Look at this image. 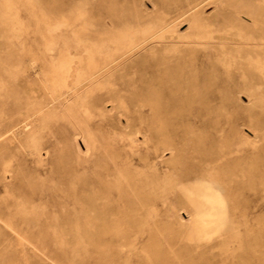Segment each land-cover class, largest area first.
I'll list each match as a JSON object with an SVG mask.
<instances>
[{"label":"rangeland","instance_id":"374dc122","mask_svg":"<svg viewBox=\"0 0 264 264\" xmlns=\"http://www.w3.org/2000/svg\"><path fill=\"white\" fill-rule=\"evenodd\" d=\"M121 15L152 22V52H96L90 66L83 25ZM258 55L264 0H0V264H264V72L248 58ZM161 69L204 95L195 121L177 125L179 105L160 116L180 131L179 155L155 153L149 138L152 87L170 85ZM125 154L138 165L122 166L133 191L115 178ZM152 165L158 196L142 184ZM103 195L105 232L92 220Z\"/></svg>","mask_w":264,"mask_h":264},{"label":"bare ground","instance_id":"6f19581e","mask_svg":"<svg viewBox=\"0 0 264 264\" xmlns=\"http://www.w3.org/2000/svg\"><path fill=\"white\" fill-rule=\"evenodd\" d=\"M45 19L47 20L45 28L47 30V33H50L55 28L52 25L49 24V22H48L49 20L47 18H45ZM103 25H95L94 23L90 24V23H87V22L83 25L84 26L83 27V33L85 35L89 36L88 40L90 41V45H89V43H86L85 39L84 40H80V42L83 45V48L85 50V54L87 56L88 63H89L90 66L95 67V64H96L95 53L96 52L97 53H103V52L106 53L108 51H112L113 50L114 53H115L114 55L117 56L118 58L123 56V55L126 56L125 58H129L131 55H133L135 53H138V52H140L142 50H146V49H148L147 51H150V53L152 52V22L141 21V20H138V19L134 20V21H129V20H125L124 16L121 15L119 20L113 21L110 18V19H107L106 22H103ZM106 25H108L107 28L105 27ZM156 29H160L161 30V26H158ZM65 32H67V31H65ZM240 35H241V33H240ZM46 36H47V34H46ZM166 40L167 39H166L165 36L160 37V41L158 43L159 45H157V47H156L157 49H159V51L164 49ZM106 42H109L110 45H106ZM96 43H97L98 47H95ZM140 44H142V46H140ZM119 51H122V53L119 54ZM76 57H78V56H76ZM248 58H249V61H253L254 60L256 62L257 68L259 69L261 74H263V72H264V61H262L261 56L258 55L255 59H253L251 57H248ZM77 64H79V63H77ZM74 65L77 67V65L75 64V62L73 60H69L68 62H66L63 65V67H62L63 71H64V74L65 75H70L73 72V66ZM31 68H29V69H31ZM80 73H82V72L77 73L76 78L74 77L77 82H80L83 79V75L80 74ZM153 74L157 75L159 77L162 76L166 83L167 82L170 83V85L168 84L167 87H165V88L162 85H160V84L157 85V86H153L152 87L153 88V93H154L155 98H156L155 99L156 106H155V108H153V116L155 117V120L152 122V128H153V126H155V128H156V132H155L156 135H155V137H153L152 135H150V137H149L150 141H152V145H153V148H154L153 151L155 153H158L159 150H160V146H162L164 148V151H168L171 154L173 152H176V154L179 155L181 153V151H178L175 148V144H176L175 138L179 137L180 131H178V129H176V128H172V129L170 128L169 129L168 128L169 127L168 123H166V121L164 119H162L160 116L162 115L163 112L164 113L167 112L169 110V108L179 105L180 107H182V108L185 107L187 109L186 110V114L178 116V118L173 120V121L175 123H177V125H181V124L191 120L190 118H192V120L195 121V119L199 116V114L201 112L195 110L192 106L193 105L194 106L195 105H199L201 103V101H203V99H204L203 96L204 95L202 94V92L200 90V86H199L198 83L197 84L196 83L195 84L194 83H189V85L187 84V81L189 80V78H188V75L185 74V72L181 73V75L177 74V75L173 76L170 72H168V69H161V70H156ZM227 74H228V76H231V73L227 72ZM191 78H197V75L191 76ZM95 80L96 79L93 78L89 82H91V84H93L95 82ZM52 85H53V87H58V85H57V83L55 81L53 82ZM59 85H60V87H63V88L66 87L67 86V77H65ZM162 99H166V101H165V103L160 104V101H162ZM132 133L135 134V135L139 134L138 132L137 133L130 132L129 134H132ZM222 156H223L222 153H220L219 155H216V157H211L209 159H206V161L207 162L209 161V164H210V163H213L214 161H216L217 159L218 160L221 159ZM133 159H134L133 155L125 154L124 158L123 157L122 158L118 157L113 162V166L116 169V177L115 178H116L117 182H119L120 188H122V186L124 185L131 191H133L132 190V186H131V182L129 181V178L127 177V172L125 171L124 167H122V166H125V168L127 170L130 169V168H132V169L136 168V166H138V165L133 163L134 162ZM172 164H173V166L174 165H180V166L183 165L182 163H179L177 161H173ZM210 170H211V168H209L207 166V168L205 170H203V172L204 171L209 172ZM172 173H173V171H170L171 175H173ZM152 174H153L152 175V180L145 181L142 184L143 185H147V184L152 185L153 191H155L153 193L154 196H158L159 192H161L159 190V189H161V187L158 188V184H157L156 188H154V186H153L156 183L155 182L156 178L158 177L157 176V172H156V170H155L153 165H152ZM244 174H246V173L244 172ZM177 175H179V174H177ZM222 175L223 174H221V177H223V178H219L218 181H217V186H218V188L220 190H222V188H223L222 186H224L225 188H229L230 187V185H229L230 180L229 179H225V175L224 176H222ZM102 177H105V175L102 174ZM196 178L197 179H203V174L199 173V175H196ZM243 178H244V175H243ZM103 200H104V203H103V207H102V209L100 211L99 217L96 218V219L95 218L92 219L95 222H98V223H96L95 226H98L99 229L101 230V232H105L106 220H107V217L109 215V212L107 211L108 209H106L104 207V205H106L108 203L107 196L103 195ZM206 200L208 201V199H206ZM219 200H220V198H219ZM215 203H216V201H215ZM204 206H206V204H204ZM211 208H213V207H211ZM211 208H210V210H211ZM216 209H218V208L216 207ZM221 209H223V208L221 207ZM225 209H226V207H225ZM199 210H200V208H199ZM194 211H195V209H194ZM207 212H210V211H207ZM202 216H204V215H202ZM196 217H197V215H196ZM192 218H194V217H192ZM197 219H199V218H197ZM215 223H213V221H212V224H215ZM192 224H194V223H192ZM217 225H220V223H217ZM192 228H194L193 225H192ZM216 228L217 227H215V229ZM209 231H211V230H209ZM200 234H201V231H200Z\"/></svg>","mask_w":264,"mask_h":264}]
</instances>
